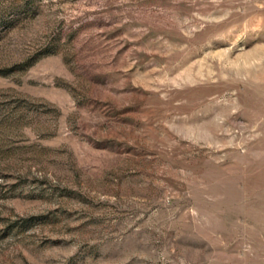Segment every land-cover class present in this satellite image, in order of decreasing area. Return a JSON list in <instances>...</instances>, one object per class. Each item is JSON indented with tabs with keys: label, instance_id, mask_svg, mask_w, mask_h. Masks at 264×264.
I'll list each match as a JSON object with an SVG mask.
<instances>
[{
	"label": "rangeland",
	"instance_id": "374dc122",
	"mask_svg": "<svg viewBox=\"0 0 264 264\" xmlns=\"http://www.w3.org/2000/svg\"><path fill=\"white\" fill-rule=\"evenodd\" d=\"M0 264H264V0H0Z\"/></svg>",
	"mask_w": 264,
	"mask_h": 264
}]
</instances>
